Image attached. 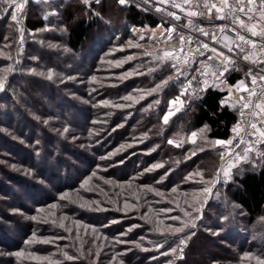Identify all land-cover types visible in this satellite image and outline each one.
<instances>
[{"label": "trees", "instance_id": "obj_1", "mask_svg": "<svg viewBox=\"0 0 264 264\" xmlns=\"http://www.w3.org/2000/svg\"><path fill=\"white\" fill-rule=\"evenodd\" d=\"M29 5L30 10L22 27L26 33L35 34L36 39L42 40L43 44L28 45L32 51L28 56L34 57L37 61L29 62L27 60L25 64H32L34 69L41 72V75L29 73L30 69L24 67L23 71L16 76V82H14L15 76L13 77L6 91L0 95V102L4 105V108L0 109V124H3V127L11 128L17 118L22 122L32 123L35 131L38 129L41 131V136L33 134L30 136V140L42 142L41 147L37 149L42 148L43 153L50 156L44 160L55 162L58 166H63L65 162L63 156L58 153L64 152L70 147L68 155L72 157V160H75L74 163L81 164L82 169L76 168L73 171L76 174L74 177H72L73 173L67 169V175L62 184L67 188L76 184L80 185L90 174L101 172L99 171L101 170L100 163L97 160L98 155L102 152L104 154L106 149L111 152L112 149H108L110 147L120 148L121 145L132 142L138 146L137 150L150 151L146 159L147 164L137 163V167L135 166L132 172L127 171L126 168L125 170L122 168L121 173L112 170L103 171L111 185L105 184L102 188L108 191L105 196L107 200L111 198L118 202L123 199L139 207L142 215L148 213L143 221L145 223H142L144 230L155 234L152 239H158L161 243H165L164 235H168V232L161 233L159 230L164 225L167 227L172 223L165 222L164 217L157 212L150 213L148 211L149 207H146V204L151 201L154 195L146 186L151 185L154 189L162 191L179 186V190L183 192L187 189L184 186L186 178H195L194 180L205 182L212 180L222 162L220 159L222 149L217 145L210 147L193 143L188 141L187 137L194 131L205 130V138L211 142L228 139L240 114L238 107L223 105L224 99L231 92L221 88H211L203 98L189 105L185 104L183 112L165 123L163 117L168 100L177 97L184 100V95H181L180 91L182 88L180 80L176 76H172L170 80L164 78L172 75L167 58L146 59L145 65L137 69V74L143 72L140 79L135 81L132 79L130 82L124 83L120 81L115 89L105 85L97 87L90 81L96 76H102L97 71L99 67L106 66L108 61L117 60L115 55L111 58L109 54H106L110 50V42L107 38L111 33V22L107 21L108 18L118 19L115 23L123 22L127 26L140 28H156L161 24L159 19L144 13L126 1L121 4L120 0H100L99 2L93 0L90 4H86L82 0H46L42 4L32 1ZM6 7L8 5L0 4V45L9 44L14 47L18 25L14 21L11 24L8 22L13 13V7L9 9L8 13H5L3 9ZM54 13L59 19L57 23L51 16ZM55 25L63 27L60 33L55 36L50 33V30H44L46 26L54 27ZM55 41L59 42L63 49L52 46ZM50 71L53 76L51 75L52 80L48 82L47 77ZM249 73L247 68L239 67L235 73L227 77V82L233 85L240 79L247 78L250 84ZM165 80L167 84H164L150 98L143 99L136 104L129 103V107H119L126 105L125 100L122 99L124 95L136 96L137 89H152ZM77 81L83 82V86L78 85ZM103 82L105 83V80H102ZM102 83L100 82V85ZM129 83L131 87H127ZM42 95L49 97V100L56 104L58 98H61L60 108H57L58 110L50 109L43 103L44 99H39ZM97 95L102 103L95 106L92 101ZM111 96H119L121 99L112 100L109 98ZM155 98L160 99L159 105L148 108ZM109 101L112 103L110 104ZM146 107L148 109L144 110ZM27 109L33 110L34 114L40 112L44 116L53 115L57 119L54 121L57 125V133L53 134V131L48 130L46 127L49 126L48 123L37 125V121L32 118ZM77 116V120L68 119ZM28 124L23 123V126L28 128L30 125ZM58 128L59 130L66 129L67 135L71 138L76 135L84 138L69 143L67 138L60 136ZM66 133H64L65 136ZM176 133L184 134L186 139L175 137ZM0 139L3 143L17 144L12 137L1 131ZM55 140L60 145L56 146ZM97 140H100L101 143L98 144ZM177 141H179L178 144ZM16 147L18 148L17 145ZM261 149H264V146ZM73 150L74 152H72ZM24 151L29 154L33 163L35 159L33 152H30L29 149ZM152 164H162L160 169L153 172L157 183L137 177L139 168H147ZM7 168L3 163H0V193L15 198L18 194L17 190L24 189V186L31 183L26 181L28 179L20 177V174ZM167 171L169 175L165 178L164 185L158 183V180L165 176ZM195 173L202 175H193ZM19 178L23 181H16ZM113 184L116 186L114 187ZM124 184H131L132 190L128 191L127 185L124 186ZM111 186L115 191L110 188ZM38 187L39 185H35V188ZM223 190L229 199H217L204 207V216L200 221L202 228L191 230L195 235L189 239L187 255L184 261L179 264H262L264 261V156L257 158L251 156L248 161L240 165L235 170L233 181L224 186ZM22 197H30L29 191L24 189ZM42 202L45 203L46 200ZM102 202V204H108L106 201ZM150 206L153 208L152 205ZM171 206V204L167 205L169 208H174V211L177 212L176 216L180 217L181 213L178 214L176 206ZM187 206L185 204L183 208L187 209ZM209 208L215 212V215L207 211ZM60 209L62 213L59 214L66 216L67 225L72 229L70 244L75 249L79 248L80 252H72L70 260L59 258L58 263L55 264H151L147 262V259H137V252L132 247L128 249L124 245V242H137L138 237L143 235L142 230L135 229L127 236L121 237V233L124 232L121 225L100 221L90 210L79 212L80 214L77 215L75 208H66L61 205ZM205 217L212 223L210 227L203 223ZM24 225H26L25 222ZM205 228L220 233L213 236L205 232ZM29 231V229H25L21 240L14 242L12 240L13 245H8L7 252L21 250L24 239L30 235ZM40 233L38 231L37 234ZM169 238L171 241L174 240L173 237ZM225 241L234 244L236 250L224 246L221 242ZM3 244L0 242V245ZM209 246L217 251L210 250ZM12 254V257L9 258L11 264H52L26 262L16 253Z\"/></svg>", "mask_w": 264, "mask_h": 264}, {"label": "rangeland", "instance_id": "obj_2", "mask_svg": "<svg viewBox=\"0 0 264 264\" xmlns=\"http://www.w3.org/2000/svg\"><path fill=\"white\" fill-rule=\"evenodd\" d=\"M20 1L22 0H14L12 6L13 13L17 18L14 22L18 25L16 44L14 47L9 44L0 45V79L4 81V89L0 90V95L6 91L14 76V82L17 81L16 76H18L23 71L24 67H28L30 69L28 70L29 73H37L41 75V72L34 69L35 67L32 64H25L27 60H29V62L37 61V59L34 57L28 56L29 53L32 52L30 48H28V45H35L37 43L43 44V42L42 40H37L34 36L35 34L26 33V31L23 29L19 19V8L17 9L15 7V5H20ZM32 1L36 4H42L46 0H27L26 14L23 15L24 20L28 16L30 10L29 4ZM91 1L93 0H82V2L86 4H90ZM259 1L260 0H256V2ZM244 2H247V0H244ZM48 15H50L49 12ZM51 16L57 23L59 19L56 14H51ZM110 18L107 19L108 22H111V33L107 38L108 42H110V50H108L106 54H109V57L111 58L115 55L117 60L108 61L106 66L99 67L97 69V71L100 72L102 76H96L95 78L90 79V81H92L95 86L101 87L105 85L106 87L108 86L115 89L120 81L121 83H124L130 82L132 79H134V81L140 79L139 77H141L140 75H142L143 72L142 74H137V69L142 68L146 63V59L148 58L155 60H160L161 57L167 58L172 69V75L164 78L166 80H170L169 77H175L173 53L179 45V36L175 30L171 32L168 31L169 29L173 28L166 27L163 24H160L156 28L127 26V24H123V22L115 23L118 19L112 20L114 18ZM8 22L10 24L13 23L12 17L10 20H8ZM62 29L63 27H61V25H55L54 27L46 26L44 30H50V33L55 36L56 34L60 33ZM52 46L58 49H63V46L57 41H55ZM160 49L161 52H159ZM165 53H171V56H166ZM48 73H51L52 75L51 71ZM47 79L48 82L52 80V78L49 79L48 77ZM102 80H105V83H102ZM100 82L102 83L101 85ZM77 84L83 86V82L81 83L77 81ZM161 84H163V81L157 85ZM157 85H155V87L152 89H156ZM127 87H131L130 83ZM152 89H137L136 96L124 95L122 99L125 100L126 105L119 107H129V103L136 104L143 99L150 98L152 95H154V93H156V91H152ZM180 91L181 93L183 92L182 88H180ZM129 97L130 99H126ZM109 98L112 100L121 99L119 96H111ZM39 99H44L43 103L48 105L50 109L54 110H58L57 108H60L59 102L62 101L61 98H58V103L56 104L49 100V97L44 95L40 96ZM173 100L171 99L167 102L165 115L171 113L168 116L167 122L185 110V95L183 101L178 99L176 103H170ZM152 101L153 102L150 103L148 108L153 107L154 105H159L160 103V99L158 98H155ZM101 103L102 102L99 100V95H97V97H95L92 101V104L95 106L101 105ZM109 103L111 104L112 102L109 101ZM1 108H4V105L0 102V109ZM148 108L146 107L144 110ZM27 111L32 116V118L37 121V125H46V123H48L49 126H46L48 127V130L53 131V134L57 133V125L54 122L55 120L57 121V119H55L53 115L47 114V116H44L40 112L34 114L32 112L33 110L31 111L27 109ZM68 119H72L74 121L78 119V116L74 118L69 117ZM5 121H7V119ZM23 123L30 124V122H22V120L18 118L14 120V126H11L12 129L9 127H3V124H0V131L9 137H12L15 140L13 141L17 143L10 145L8 142L3 143L2 139H0V163H3L8 167L7 169L11 170L12 172L20 174V177L28 179L26 181H30L32 184L24 186V189L29 191L30 197L28 198L22 197V191L24 190L22 188L17 190L18 194H16L15 198L8 197L0 193V240H2L0 242L4 243L3 245H0V264H11V259L9 260V258L12 257V253H16V255L17 253H20V258L24 259L26 262L34 261L36 263L47 262L55 264L58 263L59 258L63 257L66 260H70L68 257H71L70 255L72 252H80L79 248L75 249V247L70 244L72 229L67 225L66 216L59 214L62 213L60 209L61 205L66 208H75L77 215L80 214L79 212H87V210H90V212H92L97 217V219H100V221H108L111 224H116L118 226L121 225V228L124 231L121 233V237L127 236L128 233L134 231L135 229L142 230L143 235L138 237L137 242H124V245H126L125 247L128 249H131L130 247H132L133 250L137 252V259H147V262L151 264H179V262L184 261L189 245V239H187L186 245H183V254L180 256L181 245L180 248H178L180 240L193 233V230L195 231L202 228L200 221L204 216V207H206L211 201L213 202L217 199H229L228 195H225L223 192V185L216 184L215 187H211L209 182L212 181L214 177L208 182L194 180L195 178H186L184 186L185 188L187 187V189L183 192L179 190V186H174L170 190L167 189V191H162L160 189L156 190L151 185L146 186L147 189H150L151 193L154 195L151 201L148 202L149 205L148 203L146 204V207H149L148 211L150 213L157 212L158 214L162 215V217H164L165 222L172 223L167 227L164 225L159 230L161 233L166 231L168 232V235H164V237H166V242L161 243L158 239H152L153 235H155L153 232L144 230L142 223H145L143 221L145 217H147L148 213H146V215H142L139 207H136L123 199L118 201L120 203L119 205L117 204L118 202L116 200L113 201L111 198L107 200L105 196L107 195L108 191L103 190L104 188H102L105 184L108 186L111 185V183H109L110 180L104 176L103 171L112 170L117 171L116 173H121L122 168H124V170L126 168L127 171L132 172L134 167H137V163L147 164L146 159L150 151L137 150L138 146H135V143L132 142L123 144L120 148L110 147L108 149H112L111 152L106 149V152H104V154H102V152L97 158L100 163L99 168L101 169L99 171L102 173L96 172L90 174L89 177L83 180L80 185L76 184L75 186L67 188L66 186L62 185L64 183V178L67 175V169L73 173L72 177L76 176V174L73 172L76 168L82 169V165L74 163L75 160H72V157L68 155L70 152V147H68V149L64 152L58 153V155H61L64 158L65 162L63 166H58L55 162L45 161L44 159L46 157L50 158V156H46V154L43 153L44 151L42 148L37 149L38 147H41L42 142H39V140L32 142V140H30V136H33V134L35 136H41V131L39 129L35 131L33 128L34 125H31L32 123L30 125L28 124V128L23 126ZM21 131L24 132L20 133ZM58 131L60 136L64 137L65 139L67 138L66 140L70 141L69 143H73L76 139L84 138L78 135L71 138L67 135L66 129L59 130L58 128ZM69 132L71 131L69 130ZM194 132L197 135L193 137L191 135L193 133L192 132L189 137H187L188 141H195V143H199L204 146H216L215 142H211L205 138V130ZM64 133H66V136ZM175 137L186 139L184 134L180 135L176 133ZM178 142L179 141H177V144ZM97 143L100 144L101 141L97 140ZM16 145L18 148H15ZM55 145H60V143L55 140ZM226 145H217L222 149V152L225 153V158L227 155ZM25 149H29L30 152H33L35 157L33 162L34 164L31 162L29 154L25 153ZM72 152H74V150ZM242 153L243 151L241 154ZM251 156L252 153H249L248 159L246 161H248ZM66 162L68 163L65 164ZM223 162L224 160H222L218 169L221 168ZM244 162L245 160H242L238 166L231 168L230 179H228L229 182L233 181L235 170L240 165H243ZM130 163L131 165L129 166ZM161 167L162 164H152L147 166V168H139L137 177H142L151 183H157V180L153 177V172L156 169H160ZM167 175H169L168 171L165 176H162L158 180V183L164 185ZM16 181L22 182L23 179L19 178ZM131 184H124V186L127 185L126 189L128 191L132 190ZM35 185H39V187L35 188ZM113 186L115 187L116 184H113ZM205 187L210 188V192L207 194L202 191V189ZM110 188L115 191L112 186ZM173 189H175V191H173ZM43 200H46V202L43 203ZM102 201H106L108 204H102ZM168 204H171L172 206L175 205L176 209L179 211L178 214L181 213V216H176L177 212L174 211V208L172 209L167 207ZM185 204L188 205L187 209L183 208ZM150 205H152L154 209ZM232 207L236 208L237 206ZM207 211L212 215H215V212L210 208ZM195 217L199 218L194 219ZM24 222L26 225H24ZM192 222L195 223V228L190 226ZM182 223L188 224L189 226L185 227L180 233L172 234L175 228L180 227ZM203 223L205 225H209V227L212 225V223L208 221L207 217H205ZM169 226L172 227L170 228ZM25 229L30 230V235L24 239L21 250L19 249L16 250V252H7L8 245H13L12 240L13 242L16 240H21L22 236L25 234ZM10 230H12V232H10ZM38 231L41 233L37 234ZM247 231H250V229H247ZM205 232L212 234L213 236L220 233L215 230H209L208 228H205ZM2 236L4 237L3 239ZM169 237H173L174 240L171 241V238ZM239 238L241 239V237ZM221 243L226 247L236 250L234 244L230 243L229 241ZM121 244H123V242H121ZM173 249H176L177 251L173 252ZM209 249L212 251H217V249L213 248L212 246H209ZM150 255L152 256L149 257Z\"/></svg>", "mask_w": 264, "mask_h": 264}, {"label": "built area", "instance_id": "obj_3", "mask_svg": "<svg viewBox=\"0 0 264 264\" xmlns=\"http://www.w3.org/2000/svg\"><path fill=\"white\" fill-rule=\"evenodd\" d=\"M99 2L100 0H94ZM127 3L139 8L146 14H151L160 20L161 24L166 27L173 28L179 36V45L173 53V61L175 64V76L178 78L182 85V91L185 93L186 104H191L205 96L207 91L211 88H221L226 85L227 77L235 73L239 67L247 68L251 73L254 72L259 75H264V72L260 70L264 68V64L253 63L252 60L259 59L264 60V51L261 50V46L264 45V37L256 36L253 37L249 32L243 29H237L242 35L247 38L254 40L257 44L256 48H252L250 45H243L244 52H240L238 48L233 45V51L229 52L224 44L226 43L225 35L235 39L236 33L233 31L221 32L219 29L228 25L229 28L236 27L232 24L231 18L229 19H217V13L213 9L211 15L208 11L203 8V0H192L191 4H184L183 0H174L176 4L180 7H173L172 0H169L167 4H159L158 0H125ZM210 2L218 3V0H210ZM231 3L232 0H229ZM200 5L199 7L197 5ZM245 7H251L254 9L252 15L253 20H247L243 14H241V19L245 20V23L252 27L255 25V31L258 33H264V6L260 5L259 2H255L253 5H248L244 2ZM22 7L19 8V19L21 24L24 22L23 15L26 14L27 0L20 1ZM157 8L166 9V11H158ZM189 11L203 12L204 15L190 16L187 13ZM168 12L175 13L174 16L168 15ZM178 17V18H177ZM198 29H203L208 35L201 34ZM214 34V35H213ZM185 38V42L180 41V37ZM230 43V41H227ZM236 43H240L236 41ZM207 44L209 47L207 49L203 48L202 45ZM212 48L217 49L218 52H223L225 56L231 57V63L227 65L228 71H224V66L222 64V57L218 56L216 52L211 51ZM247 53H253L252 59L245 60L243 57ZM223 72V75L220 73ZM195 77V78H194ZM188 81H191V86H188ZM254 88L256 95L251 98V105L249 109H245L244 115L241 116V105L242 103L249 101V91ZM185 89L186 92H185ZM241 97L244 100H241ZM261 103L264 105V81L257 80V84L253 86L252 83L248 86V91L244 94L231 93L223 101V105L232 107H238L240 114L239 118L232 129L228 139L226 141L232 140V145H226V151L231 149L233 152L241 153L244 147L248 146L249 143L255 141L253 146V151L251 153L258 152L264 143H260L262 139L259 135L251 136L246 133H251L254 130L249 128L248 122H254L257 124V128L264 129V113L261 114L259 118L250 115L251 111H260L259 109H254L255 103ZM240 125L239 136L234 131L237 125ZM240 139L244 140V144L240 145L239 148L234 147ZM234 157H228L223 162L224 168H227L230 163L233 162ZM241 161H236V166H238ZM235 166V167H236ZM221 169V168H219ZM218 169V170H219ZM229 183L221 179L220 183L217 185L226 186ZM183 248V245H181ZM183 251H180V256Z\"/></svg>", "mask_w": 264, "mask_h": 264}, {"label": "snow or ice", "instance_id": "obj_4", "mask_svg": "<svg viewBox=\"0 0 264 264\" xmlns=\"http://www.w3.org/2000/svg\"><path fill=\"white\" fill-rule=\"evenodd\" d=\"M13 2L14 0H0V4H6L8 5V7L4 8L3 11L5 13L9 12V9L12 8L13 6ZM145 2H147V0H145ZM256 0H247V4L248 5H253L255 4ZM120 3L123 4L125 3V0H120ZM159 4H167L169 3V0H158ZM184 4H191L192 0H183ZM260 5L264 6V0H260ZM172 6L173 7H177L179 8L180 5L176 4L174 2V0H172ZM198 7L200 6L199 4L197 5ZM15 7L18 9L20 7H22V5H15ZM203 8H205L209 15H211L213 9H215L217 16V19H229L231 18V22L233 25H235L236 27H232L229 28L228 25H224L222 26L219 30L221 32H226L227 31H233L236 33L235 39H232L231 37H228L227 35H225V40L226 43L224 44V47H226L228 49L229 52L233 51V45H235L236 48H238L240 50V52H244V47L243 45L247 44L250 45L252 48H256L257 44L254 40H251L249 38H247L245 35H242L240 33V31H238L237 29H243L244 31H247L250 33L251 36L256 37V36H262L264 37V33H258L257 31H255V25H253L252 27H249L246 23L244 19H241V14H243L245 17H247V20L251 21L253 20V16L249 15V13H252L254 11L253 8L251 7H245L244 4V0H232V2L230 3L229 0H218V3H213L210 2V0H203ZM158 11H166V9H162V8H157ZM190 16H196V15H204V13L201 12H196V11H189L187 13ZM168 15L170 16H174L175 17V13L172 12H168ZM12 20L16 21V15L14 13L11 14ZM178 18V17H177ZM168 31H174V29H169ZM198 31L201 32V34L203 35H208L207 32H205L203 29H198ZM214 35V34H213ZM180 41L183 43L185 42V38L183 36L180 37ZM227 41H230L227 42ZM236 41H239L240 43H236ZM203 48L207 49L209 46L207 44H203L202 45ZM261 50L264 51V45L261 46ZM211 51L216 52L218 56L222 57V64L224 66V71H228L227 65L229 63H231V57L225 56L223 52H218L217 49L212 48ZM166 56H171V53H165ZM254 54L253 53H247L244 55V59L245 60H250L252 59V56ZM253 63H258V64H264V60H259V59H254L252 60ZM175 67V65H174ZM261 72H264V68H262L260 70ZM224 73L221 72L220 75H223ZM251 76V82L253 84V86H255L257 84V79L259 78V80L264 81V75H259V74H252L251 72L249 73ZM49 79H51V73H49L48 76ZM195 78V77H194ZM169 79H172V77H169ZM164 84H167V81H164L163 84L161 85H157L156 89H152V91H157L159 90L161 87H163ZM188 86H191V81H188ZM240 87H243L245 91H248V87L247 85H245L243 82H240V84L237 85V88L239 89ZM4 89V81L2 79H0V90ZM187 89H185L186 92ZM185 93L182 92L181 95H184ZM256 95V92L253 88L252 91H249V101L242 103L241 105V116L244 115V111L245 109H249L250 105H251V98L253 96ZM126 99H130L126 98ZM179 99V97H177L175 100L171 101L170 103H176V101ZM241 100L243 101L244 98L241 97ZM254 109H259L260 111H251L250 115H252L253 117H257L259 118L261 116L262 113H264V107H262L261 103L257 102L254 104ZM166 114L164 117V121L165 123H167L168 121V116L170 115ZM249 128L253 129L254 131L251 133H246L247 135H251V136H255V135H259V137H261L262 139L260 140V143H264V129H259L257 128V124L254 122L249 121L248 125ZM239 130H240V125L238 124L237 127L234 129V131L237 133V135L239 136ZM193 137H195L197 134L195 132H193L191 134ZM195 142V141H193ZM169 143H172V141H169ZM244 140L240 139L238 143H236L234 145V147L239 148L240 145L244 144ZM255 143V141L249 143L248 146L244 147L243 153H238V152H233L231 149L228 151L227 156L228 157H234L233 162L230 163L228 165L227 168H224L223 165H221V169H219L216 173V175L214 176L213 180L210 181L209 183L211 184V187H215L216 184L220 183L221 179H223L225 182H227L228 179H230V170L231 168L236 166V161H241V160H247L248 159V154L251 153L253 151V144ZM232 145L233 141L229 140V141H222V140H217L215 141V145ZM220 159L221 160H225V153H221L220 154ZM202 175L200 173H195L193 175ZM173 191H175V189H173ZM202 191L207 194L210 192V188L209 187H205L202 189ZM199 217H195L194 219H198ZM188 224H181L180 227L175 228L174 232L172 234H176V233H180L184 230L185 227H188ZM190 226L192 228H195L196 225L194 222H192L190 224ZM170 228L172 226H169ZM191 235H195V233H191L189 236L182 238L180 240V243L178 245V248H180V245H186V240L191 238ZM47 242V241H45ZM173 252H176V249L172 250ZM180 251H183V248H180ZM166 254V253H165ZM17 255H20V253H17ZM69 259H72V257H68ZM262 264H264V262H262Z\"/></svg>", "mask_w": 264, "mask_h": 264}, {"label": "crops", "instance_id": "obj_5", "mask_svg": "<svg viewBox=\"0 0 264 264\" xmlns=\"http://www.w3.org/2000/svg\"><path fill=\"white\" fill-rule=\"evenodd\" d=\"M253 74V73H252ZM251 77V76H250ZM259 79V78H258ZM257 79V80H258ZM251 80V79H249ZM240 82H243L245 85H247V87L249 86V82L247 78H242L240 79L238 82H236L235 84H229L227 83L226 85L223 86V90H229L231 93H238V94H244L246 91L244 90L243 87H240L239 89L237 88V85L240 84ZM252 83V82H250ZM264 107V105L262 106ZM264 156V149H260L258 152L256 153H252V157L257 158V157H262Z\"/></svg>", "mask_w": 264, "mask_h": 264}]
</instances>
